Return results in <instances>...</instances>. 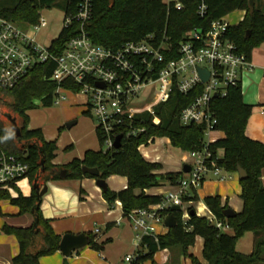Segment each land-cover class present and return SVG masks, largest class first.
<instances>
[{
	"label": "trees",
	"instance_id": "1",
	"mask_svg": "<svg viewBox=\"0 0 264 264\" xmlns=\"http://www.w3.org/2000/svg\"><path fill=\"white\" fill-rule=\"evenodd\" d=\"M66 2L64 0L62 9H65ZM180 3L182 9L176 10L173 3L165 4L162 0H93L91 19L85 29L93 44L106 49L116 50L125 42H137L147 35L157 39L165 36L176 49L189 31H205L211 22L234 11H241L244 13L242 20L229 26L225 36L247 60H250L253 49L264 45V0H203L206 13L202 19L196 14L199 0H180ZM52 5H57L55 0H7L0 6V19L17 26H32L38 21V12ZM72 31L73 27L63 30L53 42L51 52L54 56L73 35ZM53 68L52 61L35 66L18 85L0 90V150L6 155L23 158L28 165L25 178L31 186L35 179L40 187L47 182L60 180H96L82 175L80 171L81 167L95 168L99 172L98 179L106 180L110 176L126 179L124 190L102 191V198L109 206L115 201L120 203L123 216L157 204L159 196H149L144 192L163 184L174 187L182 173L159 174L162 166L145 161L138 148L146 146L149 140L165 138L181 152L202 151L205 145L204 127H183L179 124L180 111L195 94L183 96L173 90L165 102L154 108V115L159 119L157 125L152 124V117L147 113L136 116L135 127L143 129V132L131 136L123 130L117 131L115 136H121L119 149L103 152L101 135L95 132L99 144L97 151L88 150L80 160L72 159L66 165L55 166L52 164L55 141H46L40 129H28L27 115L35 108L36 101L44 108L53 105L57 87L50 81ZM61 86L73 93L79 92V88L69 82ZM210 106L215 121L213 131L222 133L224 137L207 144V151L214 160V167L225 174H236L238 168L245 172L246 178L238 181L242 211L231 219H225L222 211L227 207L221 206L220 198L217 195L205 197L202 199L204 206L216 222L227 227L230 234L221 232L206 218L197 217L189 208L188 215L190 211L193 214L189 215L185 225L180 221V213H175L176 226L167 230L165 235L143 237L133 264H153L156 253L174 247L179 248L180 256L187 259L189 264H264V186L260 179L264 170V143L245 137L251 107L243 103L240 86L229 88L224 97L213 99ZM83 113L88 115L87 112ZM7 116L15 120L20 130L19 140L10 128ZM61 170L67 171L64 179L59 178ZM11 188L16 197H11L7 191H0V201H7L18 208L19 214H29L33 220L26 229L2 227L1 232L14 236L18 244V253L11 264H38L40 257L51 256L58 251L60 236L53 232L50 222L41 216L39 208L42 197H38L33 189L28 197H23L15 186ZM183 201H198L195 191H191ZM246 233L254 234L253 248L248 255L235 250L236 241ZM87 237L89 249L100 251L103 244L94 242L91 235ZM196 238L202 240L201 260L188 253Z\"/></svg>",
	"mask_w": 264,
	"mask_h": 264
},
{
	"label": "built area",
	"instance_id": "2",
	"mask_svg": "<svg viewBox=\"0 0 264 264\" xmlns=\"http://www.w3.org/2000/svg\"><path fill=\"white\" fill-rule=\"evenodd\" d=\"M170 2L176 10L182 9L180 0L164 3ZM66 4L62 9L61 29L46 45L35 39V34L46 27L40 15L35 25L24 28L0 19V90L12 89L35 66L52 61L50 81L57 85L53 105L66 101L67 95L81 96L85 112L95 124V132L101 135L103 152L115 150L113 143L117 131L123 130L131 136L143 132L135 127L136 116L147 113L152 117V124L157 125L159 119L154 115V108L165 102L173 90L183 96L195 94L180 111L179 124L202 126L204 138H209L215 124L211 101L224 97L229 88L240 86L242 74L251 69L250 61L239 54L236 45L225 36L230 26L226 16L211 22L205 31H189L176 49L165 36L157 39L147 35L140 41L125 42L111 50L93 44L85 29L91 19L93 0H67ZM205 13L206 6L199 0L196 14L202 19ZM71 27L73 35L54 56L51 52L53 42L63 30ZM198 70L207 73L205 82L201 81ZM64 82L78 87L79 92L62 87ZM150 88L153 100L141 105L143 94ZM154 141L149 140L147 145ZM207 144L208 140L202 151L187 153L190 171L182 173L176 185L159 196L157 204L123 216L135 233L136 250L143 237L156 238L167 233L163 222L171 207L180 208V221L186 224L189 208L183 199L196 191L207 175L218 177V181L225 180L227 174L214 167ZM27 172L28 165L23 158L6 155L0 150V191L15 186ZM207 220L221 232H228L227 227L213 217ZM136 250L125 256L122 263L133 264L138 256ZM166 259L164 255L161 261Z\"/></svg>",
	"mask_w": 264,
	"mask_h": 264
},
{
	"label": "crops",
	"instance_id": "3",
	"mask_svg": "<svg viewBox=\"0 0 264 264\" xmlns=\"http://www.w3.org/2000/svg\"><path fill=\"white\" fill-rule=\"evenodd\" d=\"M162 1L165 2L166 0ZM249 61L251 69L242 74L240 83L242 101L251 107L244 134L251 141L264 143V45L252 50ZM214 133L216 134L215 137L212 136V133L209 135V143L224 137L220 132ZM151 144L139 147L138 151L145 161L158 163L162 166L159 174L179 173L183 165H188V154L179 150L177 151L181 152L182 155L179 158L168 156L163 161L150 158L145 150ZM184 153L187 155L183 156ZM79 157L73 159L80 160L82 157ZM52 164L62 166L56 163ZM260 179L262 186H264V170L261 171ZM126 184V179L120 176H110L105 180L106 189L111 192L124 190ZM45 185L47 191L41 199L39 209L41 216L50 222L53 232L60 238L64 234L91 235L94 242L103 245L98 252L86 246L73 252L69 258L63 257L57 251L51 256L40 257L38 264H118L121 256H127V252L132 247V239H135V233L129 222L123 217L120 203L115 201L109 206L103 200L102 191L95 185V180L87 178L60 180L47 182ZM15 187L23 197H28L31 194L32 188L27 178L20 180ZM171 189L172 187L168 184H163L161 187L146 190L144 193L149 196H160ZM135 194H138V191H135ZM239 194L240 187L237 174L227 175L224 181L205 180L195 191L198 201L188 202L186 207L192 208L197 217L210 219L212 215L204 206L202 199L217 195L220 198L221 206H226L238 214L242 211V201ZM12 197H16L15 192ZM32 222V217L29 214L21 215L17 207L10 205L7 201H0V264H11L12 258L18 253L15 237L2 233V227L6 225L12 228L26 229L32 225ZM244 236L249 238L244 243V248L238 250L235 247V250L248 255L253 248L254 234L246 233ZM105 241L108 242L104 243ZM197 241L201 242L200 248H202V240L196 238L195 242ZM191 249L192 247L189 248L188 253L193 255ZM135 250L136 245L133 252ZM196 258L201 260V256Z\"/></svg>",
	"mask_w": 264,
	"mask_h": 264
},
{
	"label": "rangeland",
	"instance_id": "4",
	"mask_svg": "<svg viewBox=\"0 0 264 264\" xmlns=\"http://www.w3.org/2000/svg\"><path fill=\"white\" fill-rule=\"evenodd\" d=\"M6 1L7 0H0V6ZM55 3H57V5L41 9L38 12L40 18L46 22V27L35 34L36 41L41 45H46L50 39L55 38L61 29L62 6L64 0H55ZM243 15L244 13L241 11H234L226 16V21L230 26H234L242 20ZM19 27L24 28L23 26ZM153 98L154 93L152 88H150L143 94L140 104L147 105ZM65 100L66 101L57 105H52L49 108L42 107L36 101L34 103L35 108L27 112L29 117L28 129H40L45 140L55 141L56 151L52 163L58 165H66L73 158L82 157L86 150L99 149V144L95 135V124L88 115L83 113L86 109L84 106V99L79 95H67ZM73 122L75 123L73 126L70 128L66 127L67 124ZM212 136L215 137L216 134L212 133ZM207 140L208 138L206 137L205 142H207ZM151 149H153V151H151ZM145 151H147L146 154L149 155L150 158H157L160 161L165 160L168 156H175L178 158L182 156L181 152L174 149L165 138L157 139L151 146H148ZM186 155L185 153L183 154V156ZM188 161H190L189 158ZM217 178L218 177L207 175L205 180L214 181ZM3 191H7L11 197L13 196L14 192L11 188ZM227 233L230 234L229 231ZM248 239V236L243 235L236 241L235 247L241 250L240 248H244V243L247 242ZM131 244L132 247L127 252V255L133 253L134 246L136 245L134 238ZM200 244V241L195 242L191 249V253L196 257H200ZM164 255L167 257L165 262L161 261ZM123 258L124 256H121L118 264H123ZM153 259V264H188V260L180 256L178 247L158 252L153 256ZM145 264H150V262H146Z\"/></svg>",
	"mask_w": 264,
	"mask_h": 264
},
{
	"label": "water",
	"instance_id": "5",
	"mask_svg": "<svg viewBox=\"0 0 264 264\" xmlns=\"http://www.w3.org/2000/svg\"><path fill=\"white\" fill-rule=\"evenodd\" d=\"M250 7H252V1H250ZM198 75H199L202 82H205L207 80V73L206 72H204L202 70H198ZM214 97H216V96H214ZM7 120L10 124L11 130L13 131V133L15 135V138L17 140H19L20 130L17 127L15 120L9 116H7ZM74 124H75L74 122L69 123L66 125V127L70 128ZM120 140H121V136L115 137L114 143H113V148L115 150L119 149ZM80 171H81L82 175L86 174L92 178H96L95 185L101 191H104L106 189L105 180L98 179L99 172L97 169H95V168L89 169L86 167H81ZM189 171H190L189 165H183L181 173L187 174ZM41 172H43V169H41ZM236 174H237L238 181L244 180L246 178L245 172L239 168L236 170ZM66 175H67V171H65V170H61L59 172V178L60 179H64L66 177ZM31 188L37 193L38 197H43L47 191V186L43 185L42 187H40L39 184L37 183V179L34 180ZM179 212H180V208L178 206H173L170 208V210H169L170 214L164 219V222H163L164 227L167 230L172 229L176 226V219H175L174 214L179 213ZM192 214H193V211H190L189 215H192ZM222 215L225 219H231L234 217L235 213L232 210L227 208V209H224L222 211ZM87 245H88V237L84 234H78V235L64 234L60 238V241L58 244V251L63 257L69 258L73 252H76V251L86 247Z\"/></svg>",
	"mask_w": 264,
	"mask_h": 264
}]
</instances>
